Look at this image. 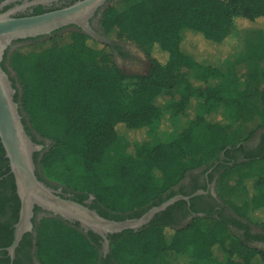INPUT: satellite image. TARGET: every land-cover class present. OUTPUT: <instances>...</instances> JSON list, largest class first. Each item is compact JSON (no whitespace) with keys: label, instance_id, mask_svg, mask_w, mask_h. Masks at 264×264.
I'll return each instance as SVG.
<instances>
[{"label":"trees","instance_id":"16d2710c","mask_svg":"<svg viewBox=\"0 0 264 264\" xmlns=\"http://www.w3.org/2000/svg\"><path fill=\"white\" fill-rule=\"evenodd\" d=\"M240 21L261 23L264 31V0H133L124 8L112 4L101 28L146 52L151 62L146 74L126 72L116 64L110 45L78 30L69 32L65 43L39 51L15 50L9 56L7 50L2 66L17 90L27 132L39 143L43 141L37 136L50 140L42 156L34 154L39 178L65 186L80 201L94 195L90 207L106 218L140 217L172 197L190 172L252 139L264 128V87L232 86L221 69L235 48ZM174 90L180 98L165 101L164 92ZM199 106L203 114L191 112ZM167 114L189 121L169 141L132 153L140 145L133 138L156 133ZM121 138L120 152L107 160ZM5 155L0 142V215L9 206L17 221L21 201ZM246 157L223 166L217 191L236 215L253 224L255 215L264 216V169L255 167L264 165V154ZM72 158L79 160L80 172L57 168ZM236 195L240 201L233 203ZM183 203L157 213L138 231L109 235L113 250L106 262L168 264L172 255L171 264H264V250L235 234L225 217L208 215L181 228L171 226L170 211ZM10 227L0 219V248L12 244ZM98 238L93 231L83 232L78 222L44 217L36 255L41 264H104ZM5 261L10 264L9 256Z\"/></svg>","mask_w":264,"mask_h":264},{"label":"water","instance_id":"95a60500","mask_svg":"<svg viewBox=\"0 0 264 264\" xmlns=\"http://www.w3.org/2000/svg\"><path fill=\"white\" fill-rule=\"evenodd\" d=\"M104 2L105 0H80L62 9L26 17H15V10L0 12V140L9 159L21 201L14 240L8 247L13 258L24 233L33 227L35 206L46 211L48 216L78 222L79 228L85 233L93 231L106 237L107 234L121 233L129 229L138 231L148 225L157 212L166 209L177 199H188L184 196L174 197L152 207L140 217L115 220L104 217L85 204L63 198L37 175L34 154L42 151L44 145L35 141L27 132L20 104L15 99L17 90L10 74L2 66L5 53L14 41L51 36L53 32L70 25L77 26L92 38L109 44V40L90 25V19ZM91 198L94 196L91 195ZM108 243L106 239V246Z\"/></svg>","mask_w":264,"mask_h":264},{"label":"flooded vegetation","instance_id":"af4514ba","mask_svg":"<svg viewBox=\"0 0 264 264\" xmlns=\"http://www.w3.org/2000/svg\"><path fill=\"white\" fill-rule=\"evenodd\" d=\"M77 1L80 0H0V12L15 10L13 14L15 17H26V16L42 14L57 9H62L74 4ZM114 1L115 0H105L102 6H99L97 8L94 16L90 19L91 27L97 33H99L104 37H106L105 36L106 34L102 30L100 23L103 18V14L105 10L109 6H111ZM73 30L81 31L79 27L70 25L58 31L53 32V34L64 33V32L69 33ZM45 37H49V36H42L32 39L14 41L13 45L10 46L7 50H12L13 47H15L20 43L27 41H36ZM108 45H110V47L113 49L115 58L120 59L121 64H123L124 66H127L128 64L131 63H135L140 58L138 56L139 51L136 50L140 48H137L134 44H130L127 41L109 40ZM134 47L136 49H134ZM37 140L43 141L42 144L44 145V149L40 151V154L44 153L49 149V144H50V143L48 144L49 140H42V138L39 136H37ZM249 154H254V155L256 154L257 156H259L260 154L262 155L264 154V128L258 131L253 136L252 139L243 143L240 146L238 145L237 149L231 150L228 155L222 153L221 158L219 160H216L210 163L209 165H205L197 170L190 172L185 177V179L173 189L175 194L168 199L178 196L188 197V199L179 198L174 203L171 204L174 205L176 202L181 200L186 202L183 203L182 205L175 206V208H173L170 211V215L168 217L171 221L170 223L171 226H173L174 228H181L189 225L197 217H205L208 215L214 216L219 219L221 217H225L228 220H230L229 226L234 231L235 234L240 236L243 240H246L247 243H249L251 246L264 250V227L262 225L257 227L255 224H252L247 220L240 218L238 215H236L234 211L220 199L217 191L218 179L220 177V174L225 169L223 166L225 164L233 165L236 161L241 162L243 160H247L246 156ZM1 165L2 163L0 162V166ZM2 169L5 171L6 167H3ZM0 178H3V176H1ZM47 184L53 187L55 190H57L63 198L80 202L89 207L90 205L93 204L95 197L92 199L91 195L87 198H83L80 201L77 194L67 189L65 186L51 182H48ZM164 197H166V195ZM168 199H166L165 201H167ZM36 207L38 206H35L34 216L32 218L33 227L31 230L24 233L19 245L15 249L14 258L12 257L11 253L8 250V247H10L11 245L6 248H0V264H6L5 260L8 256L10 258V264H15V261H17L18 264H41L36 255L38 226L40 221L44 217H51V216H48V213L42 210L40 207H38L39 209H36ZM151 208L146 210L143 214L148 212ZM162 211H159L157 213H160ZM156 214L154 215V217L156 216ZM19 215H20V211H19ZM0 219L2 221L3 220L9 221V224L11 225L10 228L12 229V233H13V240H14L15 225L19 219L16 221L14 218L11 217V208L9 206H7L4 213L0 215ZM71 223H75V222H71ZM109 235L112 234H107L106 237H103L98 234L99 236L98 242L101 245L100 249L103 251L102 257L105 260L104 264H108L106 262L109 256L108 249L112 243V240H110ZM106 239L109 242L108 246H106ZM4 250L7 251V255H4L3 253ZM109 264H113V263H109Z\"/></svg>","mask_w":264,"mask_h":264},{"label":"rangeland","instance_id":"374dc122","mask_svg":"<svg viewBox=\"0 0 264 264\" xmlns=\"http://www.w3.org/2000/svg\"><path fill=\"white\" fill-rule=\"evenodd\" d=\"M132 1L133 0H115L112 4L115 3L116 5H119L120 7L124 8L128 6L129 3ZM261 29V23L251 24L249 22L244 21H240L238 23V27L235 31V48H233V50L225 57V62L221 64V69L226 74L227 82L232 86L244 88L248 83H253L258 88L264 87V77L262 73V70L264 69V31H262ZM105 36L107 40L118 41L113 32L110 34H106ZM66 41H68V33L64 32L53 34L49 37L41 38L36 41H27L20 43L16 45L14 49L10 50L9 56L15 50H20L23 52L39 51L54 43H65ZM129 43L134 44L132 42ZM134 45L137 48H140L136 44ZM134 49L136 48L134 47ZM136 50L139 51L138 56L140 58L135 63H131L127 66H124L123 64H121L120 59L115 58L116 64L128 73L146 74L149 71L151 65L150 59L143 49L140 48ZM9 71L11 72L12 76H15V72L12 70V68H9ZM179 98L180 94L178 90L164 92V100L167 102L175 101ZM195 110H197V112L200 114H203L204 112V108L202 106H199L196 109L195 107H193L191 112L195 114ZM188 121L189 117L187 116H171L167 114L163 119L159 130L156 133H141L135 136L133 139H137V141H140V145L136 148L131 149L130 151L135 154H141L147 148H150L159 142L169 141L176 132L180 131L184 126L187 125ZM255 126L256 123L247 126L244 129L242 136L248 134V132ZM122 135L124 136V134ZM121 145H124V138H121L116 148L108 154L107 160L114 158L118 155L121 149ZM255 167L260 170L264 169V165L262 163H256ZM57 168L73 173H78L81 170L79 160L76 158L70 159V161L65 164L57 165ZM239 201L240 196L238 197L236 195L232 197L233 203H238ZM263 223V215L257 214L255 215V217H253V224H255L257 227L261 226ZM112 248L113 244L111 243L108 249V255L112 252ZM102 255L103 251L100 249V257H102ZM220 259H222L221 255ZM173 260L174 256L171 255L169 257L168 264H171ZM112 263L117 264L113 261ZM183 264H185V262Z\"/></svg>","mask_w":264,"mask_h":264}]
</instances>
